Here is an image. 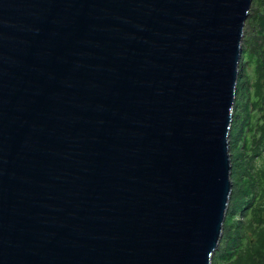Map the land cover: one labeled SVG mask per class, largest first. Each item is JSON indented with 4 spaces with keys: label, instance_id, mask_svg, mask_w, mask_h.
<instances>
[{
    "label": "water",
    "instance_id": "water-1",
    "mask_svg": "<svg viewBox=\"0 0 264 264\" xmlns=\"http://www.w3.org/2000/svg\"><path fill=\"white\" fill-rule=\"evenodd\" d=\"M252 0H0V264H211Z\"/></svg>",
    "mask_w": 264,
    "mask_h": 264
},
{
    "label": "trees",
    "instance_id": "trees-1",
    "mask_svg": "<svg viewBox=\"0 0 264 264\" xmlns=\"http://www.w3.org/2000/svg\"><path fill=\"white\" fill-rule=\"evenodd\" d=\"M228 142L232 187L211 264H264V0L244 23Z\"/></svg>",
    "mask_w": 264,
    "mask_h": 264
}]
</instances>
